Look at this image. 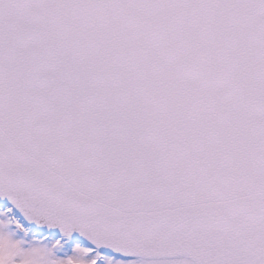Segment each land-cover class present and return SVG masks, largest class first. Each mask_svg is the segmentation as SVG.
Returning <instances> with one entry per match:
<instances>
[{
    "label": "snow or ice",
    "instance_id": "6c2138e0",
    "mask_svg": "<svg viewBox=\"0 0 264 264\" xmlns=\"http://www.w3.org/2000/svg\"><path fill=\"white\" fill-rule=\"evenodd\" d=\"M0 264H264V0H0Z\"/></svg>",
    "mask_w": 264,
    "mask_h": 264
}]
</instances>
